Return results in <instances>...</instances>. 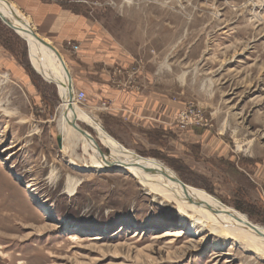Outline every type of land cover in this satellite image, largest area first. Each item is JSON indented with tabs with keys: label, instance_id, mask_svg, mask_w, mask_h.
Listing matches in <instances>:
<instances>
[{
	"label": "rangeland",
	"instance_id": "1",
	"mask_svg": "<svg viewBox=\"0 0 264 264\" xmlns=\"http://www.w3.org/2000/svg\"><path fill=\"white\" fill-rule=\"evenodd\" d=\"M7 1L58 49L76 103L113 138L264 226V0H38L84 19L63 41L23 0ZM0 80V264H264L206 229L163 235L190 219L122 167L70 164L57 142V85L1 18ZM68 176L79 180L72 192Z\"/></svg>",
	"mask_w": 264,
	"mask_h": 264
},
{
	"label": "bare ground",
	"instance_id": "2",
	"mask_svg": "<svg viewBox=\"0 0 264 264\" xmlns=\"http://www.w3.org/2000/svg\"><path fill=\"white\" fill-rule=\"evenodd\" d=\"M0 18L5 19L26 40L30 61L36 72L45 80L57 85L61 98L58 118L62 136L60 148L63 151L69 150L74 155L68 159L70 164L82 170L122 167V170L137 178L150 193L173 202L181 217H187L191 223L184 232L182 228L165 229L163 235L180 237L187 232L191 236H196V228L198 231L206 229L219 236L241 242L264 257V226L252 222L244 213L224 204L205 190L185 183L174 170L160 160L141 157L113 138L92 114L76 103L78 102L76 90L64 60L47 40L44 39V44L32 35L34 31L27 16L9 1L0 0ZM78 121L95 130L100 143L110 150L109 154L103 155L98 147H93L86 141L87 135L81 131L82 127ZM78 145L88 154L87 157L84 155L80 157L75 153ZM78 182L77 178L68 176L67 190L72 192ZM42 208L44 213H47L46 208L44 206ZM68 238L78 241L83 239V236L80 232H72Z\"/></svg>",
	"mask_w": 264,
	"mask_h": 264
},
{
	"label": "crops",
	"instance_id": "3",
	"mask_svg": "<svg viewBox=\"0 0 264 264\" xmlns=\"http://www.w3.org/2000/svg\"><path fill=\"white\" fill-rule=\"evenodd\" d=\"M23 1L24 7L29 12L33 23L40 26L43 33L54 34L57 41H63L66 38L77 36L85 27V21L82 17L71 16L66 10L56 4H47L38 0ZM43 39L46 38L43 37ZM46 40L50 42L48 39ZM51 46L54 47L53 45ZM54 49L58 50L56 47H54ZM160 104L159 106L161 107Z\"/></svg>",
	"mask_w": 264,
	"mask_h": 264
},
{
	"label": "water",
	"instance_id": "4",
	"mask_svg": "<svg viewBox=\"0 0 264 264\" xmlns=\"http://www.w3.org/2000/svg\"><path fill=\"white\" fill-rule=\"evenodd\" d=\"M1 20L4 21L8 26H10V24H9L5 19L1 18ZM10 27H11V26H10ZM32 35H33L36 39L40 40L42 43L45 44V40H44L42 37H40L37 33L32 32ZM69 99H70V98H69ZM81 131H82L83 133H85L86 135L90 136L91 138H93L91 135H89V134L87 133V131H86L85 129L81 128ZM61 141H62V136H61V134H58V136H57V142H58L59 146H61Z\"/></svg>",
	"mask_w": 264,
	"mask_h": 264
},
{
	"label": "built area",
	"instance_id": "5",
	"mask_svg": "<svg viewBox=\"0 0 264 264\" xmlns=\"http://www.w3.org/2000/svg\"><path fill=\"white\" fill-rule=\"evenodd\" d=\"M83 97H84V94L81 93V94L79 95V98H83Z\"/></svg>",
	"mask_w": 264,
	"mask_h": 264
}]
</instances>
